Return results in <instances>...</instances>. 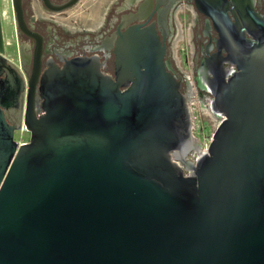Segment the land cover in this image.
Segmentation results:
<instances>
[{
  "label": "water",
  "instance_id": "water-1",
  "mask_svg": "<svg viewBox=\"0 0 264 264\" xmlns=\"http://www.w3.org/2000/svg\"><path fill=\"white\" fill-rule=\"evenodd\" d=\"M214 25L237 69L209 85L221 120L194 162L177 155L197 144L154 25L118 33L113 77L95 57L36 60L25 100L0 26V264H264V20L252 39Z\"/></svg>",
  "mask_w": 264,
  "mask_h": 264
},
{
  "label": "flooded vegetation",
  "instance_id": "flooded-vegetation-1",
  "mask_svg": "<svg viewBox=\"0 0 264 264\" xmlns=\"http://www.w3.org/2000/svg\"><path fill=\"white\" fill-rule=\"evenodd\" d=\"M66 1L47 0L49 7L43 0H21L20 17L24 29L17 23L12 0L8 30L4 29L0 10L4 48L2 56L11 63L7 65L17 72L23 85L20 96L24 100L27 96V78L31 77L36 60L39 61L42 74L49 64L62 66L65 61L76 57H95L104 73L113 77L116 68L114 48L118 33L135 24L154 25L161 41L166 44L165 59L170 62L181 81L182 92L188 102L197 98L205 109L204 113H210L205 107L208 105L210 109L213 100L209 85L216 77L226 75L227 78L237 69L229 61L227 45L221 40L214 22L227 20L244 29L246 37L252 39L246 31L250 29L251 21L257 17L264 20V0H104L86 22L68 19V9H51ZM186 14L189 23L184 32L181 19ZM5 32L11 33L12 43L5 41ZM182 35L187 40L191 55V61L187 63L189 70L184 69L183 62L181 65L178 63L175 55L174 45ZM7 46L13 51L14 58L7 54ZM3 78L1 75L0 80ZM41 101L40 93L36 90V111L40 109ZM11 103L14 104L13 99ZM6 115L10 122H14L18 110L13 114L6 111ZM194 141L197 146L196 150L190 149L191 154L198 155L200 146L195 138ZM190 150L177 155L187 160Z\"/></svg>",
  "mask_w": 264,
  "mask_h": 264
},
{
  "label": "rangeland",
  "instance_id": "rangeland-1",
  "mask_svg": "<svg viewBox=\"0 0 264 264\" xmlns=\"http://www.w3.org/2000/svg\"><path fill=\"white\" fill-rule=\"evenodd\" d=\"M0 10L2 11V23L4 26L5 30L9 29V14H11V0H0ZM181 22L183 24L182 28L184 30V32L186 31V28L188 26L189 23V16L188 14H186V16L183 17V19H181ZM188 36L187 39L189 38V31H187ZM5 41L6 42H13V38L11 36V33H6L5 32ZM180 57L182 61H183V67L186 70H189V65L187 63H190L191 61V55L190 52L187 49V40L186 38H184V40H182L180 42ZM7 54L10 55V57L14 58V53L13 51L10 49L9 46H7ZM181 61V62H182ZM189 107H190V111H191V116H192V136L193 138L196 139V141L198 142L200 148L207 149L212 135L216 129V124L217 122L219 123V121L221 120V117L216 116L210 109V113H212L215 118H211L210 113H204L203 110L204 107L202 106V103L197 99V98H193L191 101L189 100ZM14 139L16 141H18L19 143L21 142H25L29 140V132L25 131V130H18L15 132L14 134ZM194 150H196L194 148ZM193 150V152H194ZM192 154H191V150L187 155V160H193L192 158Z\"/></svg>",
  "mask_w": 264,
  "mask_h": 264
},
{
  "label": "bare ground",
  "instance_id": "bare-ground-1",
  "mask_svg": "<svg viewBox=\"0 0 264 264\" xmlns=\"http://www.w3.org/2000/svg\"><path fill=\"white\" fill-rule=\"evenodd\" d=\"M103 1L104 0H80L78 4L75 5V7H72L71 9H68L66 11L67 17L68 19H73L78 22H86L90 18V16L97 11L98 7L102 4ZM210 115L211 118H214L211 113ZM217 125L218 122L216 124V127ZM204 150H205L204 147L200 148L198 155L204 152Z\"/></svg>",
  "mask_w": 264,
  "mask_h": 264
},
{
  "label": "built area",
  "instance_id": "built-area-1",
  "mask_svg": "<svg viewBox=\"0 0 264 264\" xmlns=\"http://www.w3.org/2000/svg\"><path fill=\"white\" fill-rule=\"evenodd\" d=\"M181 39V40H180ZM176 43H175V45H174V49H175V55H176V58H177V60H178V63L181 65L182 64V59L181 58H178V57H180V54H179V51H180V42L182 41V40H184V35H182L181 36V38H180ZM187 49H188V51H189V46H188V43H187ZM182 61V62H181ZM189 103V102H188ZM205 107H207L208 108V110H209V106L208 105H206ZM189 109H190V107H189ZM190 113H191V111H190ZM192 117V116H191ZM192 158H193V160H190V161H195V159L197 158V154H195V153H192ZM195 157V158H194Z\"/></svg>",
  "mask_w": 264,
  "mask_h": 264
}]
</instances>
